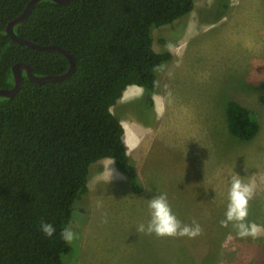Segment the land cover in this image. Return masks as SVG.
<instances>
[{
    "label": "rangeland",
    "instance_id": "1",
    "mask_svg": "<svg viewBox=\"0 0 264 264\" xmlns=\"http://www.w3.org/2000/svg\"><path fill=\"white\" fill-rule=\"evenodd\" d=\"M193 11L153 30L154 48L170 51L153 95V118L131 85L113 106L126 129L141 193L111 159L92 166L89 191L76 203L78 234L64 264H264V234L241 238L225 219L231 178L255 185L247 222L264 226V0H194ZM237 100L260 123L251 140L234 136L227 104ZM148 189H151L149 191ZM166 193L195 238L138 233L148 201ZM106 221V222H105Z\"/></svg>",
    "mask_w": 264,
    "mask_h": 264
},
{
    "label": "trees",
    "instance_id": "2",
    "mask_svg": "<svg viewBox=\"0 0 264 264\" xmlns=\"http://www.w3.org/2000/svg\"><path fill=\"white\" fill-rule=\"evenodd\" d=\"M30 0H0V88L14 86L13 66L28 62L36 75L66 72L70 60L56 49L14 41L8 23ZM194 0H40L14 26L42 45H59L75 59L61 81L36 83L26 71L17 94L0 96V264H64L74 250L60 238L71 228L76 203L89 191L94 163L111 158L141 193L144 184L129 153L125 127L113 106L131 85L143 88L141 110L153 118L157 79L173 57L154 48L153 30L189 15ZM264 100V96H263ZM231 133L253 139L260 130L241 102L227 104ZM41 222L55 226L52 238Z\"/></svg>",
    "mask_w": 264,
    "mask_h": 264
},
{
    "label": "clouds",
    "instance_id": "3",
    "mask_svg": "<svg viewBox=\"0 0 264 264\" xmlns=\"http://www.w3.org/2000/svg\"><path fill=\"white\" fill-rule=\"evenodd\" d=\"M151 191V189H148ZM255 194V185L244 183L238 176L231 178L228 193V204L225 212V219L221 220L222 227H228L229 223L237 229V235L241 238L251 236L253 238L264 234V226L254 222H247L249 214V201ZM150 219L147 224L141 223L137 226L138 233L156 235L157 237H185L195 238L202 234L201 225L193 221L192 224H184L172 211L167 194L161 193L153 196L148 201ZM106 222V221H105ZM41 232L48 238L56 233V228L48 222H41ZM60 238L71 245L78 234L71 228H63L60 231Z\"/></svg>",
    "mask_w": 264,
    "mask_h": 264
},
{
    "label": "water",
    "instance_id": "4",
    "mask_svg": "<svg viewBox=\"0 0 264 264\" xmlns=\"http://www.w3.org/2000/svg\"><path fill=\"white\" fill-rule=\"evenodd\" d=\"M38 1L40 0H30L26 8L24 9V11L8 23L6 31L14 41L21 43V44H25L31 48L42 49V50L56 49V50L61 51L70 60V67L66 72L62 74L36 75L30 63L25 62V61L18 62L13 66L14 82H15L14 86L10 88H0V96L11 97L17 94L22 87L25 71L27 73L28 78L36 83H45L47 81H61V80H64L70 77L75 71V68H76L75 59L73 55L64 47L59 46V45H54V44L53 45H42L32 40L23 38L15 32L14 26L17 23L23 21L30 14V12L33 10L34 6L36 5ZM55 1L59 3H68V2H71L72 0H55Z\"/></svg>",
    "mask_w": 264,
    "mask_h": 264
},
{
    "label": "crops",
    "instance_id": "5",
    "mask_svg": "<svg viewBox=\"0 0 264 264\" xmlns=\"http://www.w3.org/2000/svg\"><path fill=\"white\" fill-rule=\"evenodd\" d=\"M130 88H132V87H129V89H130ZM129 89H126V90H129ZM126 90L124 91V93H126ZM132 90H133V89H130L131 92H133ZM125 133H126V129H125ZM127 145H128V144H127ZM104 159H111V158H104ZM101 160H103V159H101ZM111 160H113V159H111ZM113 161H114V160H113ZM114 164H115V163H114Z\"/></svg>",
    "mask_w": 264,
    "mask_h": 264
}]
</instances>
